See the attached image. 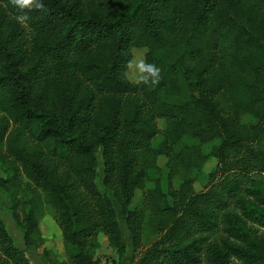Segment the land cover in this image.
<instances>
[{
    "label": "trees",
    "instance_id": "trees-1",
    "mask_svg": "<svg viewBox=\"0 0 264 264\" xmlns=\"http://www.w3.org/2000/svg\"><path fill=\"white\" fill-rule=\"evenodd\" d=\"M42 2L0 0V192L24 244L98 264L105 236L125 264L120 211L131 264H264V0ZM133 49L156 84L126 74ZM43 195L65 260L45 247ZM0 264H32L1 216Z\"/></svg>",
    "mask_w": 264,
    "mask_h": 264
},
{
    "label": "rangeland",
    "instance_id": "rangeland-1",
    "mask_svg": "<svg viewBox=\"0 0 264 264\" xmlns=\"http://www.w3.org/2000/svg\"><path fill=\"white\" fill-rule=\"evenodd\" d=\"M145 52L144 49H133L132 50V59L134 56H141L145 59ZM134 71V69H128V75L130 77L131 73ZM135 81V80H134ZM245 121H248L247 118H245ZM158 125L162 128L165 126V122L163 119L158 120ZM211 149V145L205 146V150L209 152ZM166 161L165 157H161L159 160V163L161 165H164ZM218 160L216 157H211V159L207 162V164L204 167V172L202 177L199 181L195 183V190L196 191H205L206 187L209 183L208 175L217 167ZM102 164H100L99 170L100 173H102ZM8 173L10 172L6 170V168L0 163V177H7ZM165 175L168 173V169H164ZM149 187H153L154 185L152 183L148 184ZM175 186H178V181L175 182ZM177 188V187H174ZM164 189L165 191H168V180H164ZM3 202L0 206V216L4 219L7 229L9 233L13 236L16 245L22 247L28 256L29 260L32 264H50L48 259L41 255V248H35L26 246L23 242V233L19 226L16 224L15 220L12 217L11 209H10V202L7 196L0 192ZM43 201L40 204V210H39V219H40V231L41 234L47 239V242L45 243V247L53 250L54 253L58 256L60 260H65L66 256L64 253V246H63V238L61 235V230L56 222L55 219V211L53 208L48 204L46 200H44L43 195ZM144 197L143 192L141 190H137L133 199V202L131 204L132 208L140 207L143 204ZM119 220L121 223L122 230L125 233L126 241L128 244L127 254L125 258V264H131V256H132V242L130 238V234L127 230L126 224L123 221L120 211H119ZM156 236H145L143 238V247H148L151 245L152 241L154 240ZM102 246L99 252L97 253L96 257L98 259V264H121V261L118 257V254L116 251L109 246L108 241L105 236H101L100 238Z\"/></svg>",
    "mask_w": 264,
    "mask_h": 264
},
{
    "label": "clouds",
    "instance_id": "clouds-1",
    "mask_svg": "<svg viewBox=\"0 0 264 264\" xmlns=\"http://www.w3.org/2000/svg\"><path fill=\"white\" fill-rule=\"evenodd\" d=\"M12 2L21 10L44 8L42 0H12ZM27 18V13H25V15L23 16L18 17L21 22L27 20ZM127 69H134V71L130 75V78L135 80L136 82L142 81L144 83L150 82L152 84H156L160 78V68L154 63H147L141 56H134L132 60L128 61Z\"/></svg>",
    "mask_w": 264,
    "mask_h": 264
}]
</instances>
